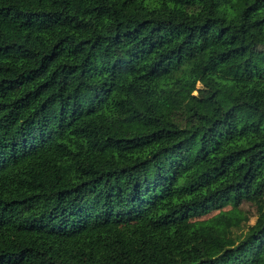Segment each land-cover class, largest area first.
I'll list each match as a JSON object with an SVG mask.
<instances>
[{"label": "trees", "instance_id": "16d2710c", "mask_svg": "<svg viewBox=\"0 0 264 264\" xmlns=\"http://www.w3.org/2000/svg\"><path fill=\"white\" fill-rule=\"evenodd\" d=\"M257 45L264 0H0V264H264Z\"/></svg>", "mask_w": 264, "mask_h": 264}, {"label": "rangeland", "instance_id": "374dc122", "mask_svg": "<svg viewBox=\"0 0 264 264\" xmlns=\"http://www.w3.org/2000/svg\"><path fill=\"white\" fill-rule=\"evenodd\" d=\"M255 50L264 55V46L257 45ZM220 87L222 88V95H221V103L224 109H229L233 104V98L237 92V89L233 87V85L226 79V78H219L217 81ZM245 208L250 210L252 207L250 205H246ZM230 210V208H226L225 211ZM218 211L212 212L208 215H205L201 218L193 219V221H211L215 216L218 215ZM254 221V220H253Z\"/></svg>", "mask_w": 264, "mask_h": 264}]
</instances>
